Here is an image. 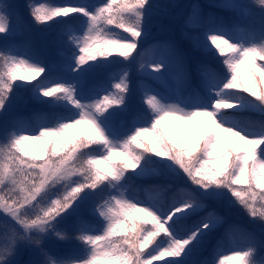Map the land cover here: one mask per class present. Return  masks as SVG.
I'll list each match as a JSON object with an SVG mask.
<instances>
[{
  "label": "snow or ice",
  "instance_id": "1",
  "mask_svg": "<svg viewBox=\"0 0 264 264\" xmlns=\"http://www.w3.org/2000/svg\"><path fill=\"white\" fill-rule=\"evenodd\" d=\"M173 7L25 0L26 20L19 5L0 3V264H153L166 257L164 264H264V0H191L172 17L179 38L142 47L154 17ZM206 9L230 10L233 25L247 19L249 28L237 36ZM49 21L63 27L45 59L20 37ZM124 61L137 62L151 81L172 78L188 96L170 102L171 94L140 80L134 109L127 69L100 79ZM246 62L248 83L240 74ZM29 101L50 122L28 129L19 110ZM247 110L261 119L234 118ZM167 121L194 125L197 131L184 130L191 143L178 142L162 127ZM81 125L79 135L69 134ZM152 175L182 182L170 203L136 198L132 182ZM236 207L258 228L230 223L220 211ZM69 221L72 233L60 227ZM233 232L241 241L230 240Z\"/></svg>",
  "mask_w": 264,
  "mask_h": 264
},
{
  "label": "trees",
  "instance_id": "2",
  "mask_svg": "<svg viewBox=\"0 0 264 264\" xmlns=\"http://www.w3.org/2000/svg\"><path fill=\"white\" fill-rule=\"evenodd\" d=\"M8 2L19 5L21 8V11L23 12V14L25 16V19L26 20L28 19L27 11L23 8L25 0H0V3H8ZM42 2H43V0H42ZM53 2L56 4H64L65 6H70V5L78 2V0H53ZM89 2L90 3H100L101 0H89ZM157 2L168 3V2H164L163 0H157ZM217 11H218L217 17L222 18L226 22V24H228L229 26H233L236 29L235 35H237L241 29L245 30V33L247 32V30L249 28V26H248L249 21L247 19H241V20H239V22L237 24L233 25L234 14L232 11L221 10V9H217ZM72 15H79V14H72ZM163 16H165V15H158V16L154 17L152 25L150 27V30L155 29L156 22L158 20H160L161 17H163ZM62 19H65V18H62V17L56 18V20H62ZM29 23H31V22L29 21ZM72 23L78 24L79 21L74 20V21H72ZM62 27H63L62 24L49 21L47 27L32 26L31 31L25 30L24 35L22 37H20V39L25 40L27 42H30L32 47H38V48L43 47L44 50L47 52L41 54V56L44 57L45 59H50L55 54V51H56L55 41L57 38V34ZM44 29H46V31H48L49 35H50L49 41H46L45 43H43L41 41V32ZM153 41H154V39L147 38L146 42L142 45V47L147 48L149 45H151L153 43ZM151 54H152V51L149 50L146 53L145 58L150 57ZM135 55H136V53L133 56H135ZM115 58L117 61L123 60V58L118 57V56ZM220 59H223V58L220 57ZM258 63L264 64V61H259ZM125 66L127 67L126 69L129 72L130 87L133 90V95L130 99V104H131L132 101L138 100L139 92L137 91V82L140 80H144V82H145V80L148 79L147 77H142L140 75L139 65L137 62L113 63V64L109 65L104 70V72L100 76V79L106 80L110 75L114 74L115 72H117L119 74L121 72L122 67H125ZM250 67H251V65L248 64L247 62L241 66L240 74L243 78L244 83H248V81H249V77L247 75H245V73L247 72V70ZM149 71H150V69H149ZM133 73L139 74L140 76L133 75ZM22 74H24L23 70H22ZM138 77H140V80H138ZM257 78H259L258 72H257ZM43 79H44V75L42 74L41 77H38L37 80L32 81V83L34 84V83H36L40 80H43ZM134 80H136V82H134ZM17 82L22 83L20 81H17ZM153 82L159 83V84L161 83V82H156V81H153ZM175 84H177L176 81H175ZM162 85H164L163 82H162ZM145 86H147L146 82H145ZM241 94L248 96L249 99H255L254 97L249 96L247 93H241ZM21 95L27 99L31 94H30V92H22ZM43 99H48V98H43ZM69 107H71V106H69ZM42 108H43V106L36 104V103H33L32 101H29V103L27 105L21 106L19 111L24 116L28 117V119L26 121V127L28 129L31 130V129L35 128L36 124L38 123V120L47 117V113L45 111H43ZM34 111H35V114H33ZM242 114H245V116H242ZM260 117H261L260 113L255 112V111H251V110H247V111H243L240 113H236L234 118L243 122V123H247L249 121L257 120ZM199 119L201 120V122H204L205 118L201 117ZM174 124H180V127L173 128L172 125H174ZM162 127H164L172 135L176 136L178 139V142L184 143L186 145L191 143V138L186 135L184 130L187 129L189 131H197V129L195 128L194 125H183V124H181V122H176V121H167V122H165L164 125H162ZM84 129H85V126L81 125L78 128L69 129L68 132L70 135L76 136V135H79V133L81 131H83ZM142 139L145 140L146 142L152 141V137L150 135H146V136L142 137ZM118 159H123V157H119ZM151 167H156V166L152 165ZM129 172H131V170H129ZM173 181H174V177H165L162 175H152V176L144 178L142 180L133 181L132 186L135 188V190L137 192V196H136L137 199L145 200V199H148L147 195H154V197H153L154 199L160 201L162 204H168L171 202L177 187L176 188H170V189L167 188L163 191H152V192L145 191V188H147L150 185H168L169 182H173ZM180 183H182V182H180ZM221 213L223 214L222 211H221ZM192 219H196V217H193ZM73 225H74V222H73V224H69L67 226L61 225L60 227L62 229L67 227L68 231L72 232V230H74ZM91 226L95 227L94 224ZM220 231H222V229ZM234 233H236V232H234ZM217 235H219V233H217ZM215 242H216V238H213L211 243L214 244ZM74 243L75 242H72L71 244L67 245V247H70ZM167 259H169V258H167V257L164 258V260H167ZM164 260L154 261L153 264H164ZM77 264H78V262H77ZM101 264H104L103 260L101 261ZM225 264H238V262L236 260H230V261H226Z\"/></svg>",
  "mask_w": 264,
  "mask_h": 264
},
{
  "label": "rangeland",
  "instance_id": "3",
  "mask_svg": "<svg viewBox=\"0 0 264 264\" xmlns=\"http://www.w3.org/2000/svg\"><path fill=\"white\" fill-rule=\"evenodd\" d=\"M191 0H170V3L171 5H173V9H172V12L170 15H168V23H160L157 27L158 30H154L150 33V36L148 38H151V37H154V36H158V35H161V34H166V33H169V36H175L176 38H179V31L178 29H175L174 28V25L172 23V17H179V15L183 12V8L182 7H179V6H182V5H186L188 3H190ZM199 3L201 4H204V5H207L210 0H198ZM207 11H211L212 9H206ZM243 34L240 33L238 36H242ZM49 32L46 31V29H44L42 32H41V41L43 43H45L46 41H49ZM38 47L34 48V49H37ZM39 49L43 50V48L39 47ZM135 53H133L134 55ZM124 63H128L127 61H124ZM172 78H169V82L171 84V94L173 96V100H171L170 102H175V97L176 95H180V96H185L184 95H181L179 93H177V90L175 88V85L172 84ZM152 86V85H150ZM175 93H177L176 95H174ZM131 106L135 109V108H138L139 105L137 103V100H134L131 102ZM183 107V105H181ZM242 116H245V114H242ZM261 119L258 118L257 120ZM43 124V123H42ZM174 181L175 182H178V180H176L174 178ZM223 211H224V215L227 216L228 218V222L230 223H244L246 224V226H249V227H256L258 228V226H253V225H248L247 224V217L244 215L243 211L239 208V207H236V208H232V209H227V208H221ZM69 224H73L72 221H69L67 224H62V225H69ZM74 230H72L73 232ZM71 231L69 233H72ZM241 236V234H240ZM230 240H234V241H237V238H236V234H231V237H230ZM74 244H72L71 246H73ZM70 246V247H71ZM61 247H65L64 245H62Z\"/></svg>",
  "mask_w": 264,
  "mask_h": 264
}]
</instances>
